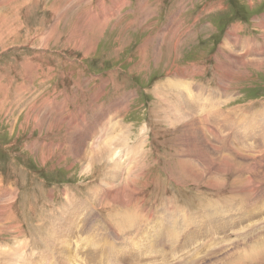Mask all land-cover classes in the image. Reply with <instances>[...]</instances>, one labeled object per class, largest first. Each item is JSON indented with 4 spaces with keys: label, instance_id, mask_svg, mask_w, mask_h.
<instances>
[{
    "label": "rangeland",
    "instance_id": "obj_1",
    "mask_svg": "<svg viewBox=\"0 0 264 264\" xmlns=\"http://www.w3.org/2000/svg\"><path fill=\"white\" fill-rule=\"evenodd\" d=\"M114 6L115 0H0V264L5 263L7 252L30 243L34 232H48L54 223L51 229L63 223V232H71L73 250L64 255L81 264H86L84 258L90 264H103L102 258L108 263L132 264L128 252L135 254L138 249L137 255L144 256L137 259L146 264H264V257L249 253L246 262L234 263L239 255L251 252L253 245L261 247L264 242V211L254 220L239 214L242 191L249 194L245 213L264 210V121L263 115H252L264 111V65L255 68L251 60L264 53L255 55L243 44L236 52L243 57L241 61H247L241 67L238 60L223 54L234 27L239 28L240 43L250 40L252 50L258 46L264 50V0H124L106 25L84 23L83 16L114 11ZM230 61L235 62L233 74L226 71ZM169 79L181 91L190 88L195 95L197 86L202 93H211L210 100L220 94L222 100L229 98L221 105L220 120L245 114L236 116L239 119L233 123L234 118L224 124L214 117L201 128L184 126L176 114L186 100L190 105L193 100L187 94L179 96L175 87L165 83L156 92L157 84ZM220 83L225 90L217 88ZM162 92L170 97L158 102ZM120 100L125 110L121 111V105L115 108ZM250 105L249 115L245 109ZM230 110L236 112L231 115ZM122 118L132 125V144L143 139L145 146L135 157L125 153L117 158L122 172H107L106 162L84 170L86 161L70 150L72 141L90 130L81 144L83 155L92 145L96 147V141L101 144L111 123ZM145 125L148 130L143 137ZM213 127L216 134L209 132ZM62 143L64 147H58ZM226 143L233 149L225 147ZM197 164L209 172L199 177ZM216 167L225 175L216 174ZM122 179L129 185L121 186ZM110 180L116 188L107 183ZM99 186L104 189L100 191ZM205 200L224 206V218L217 225L225 234L208 238L193 232L203 219L198 212ZM128 213H134L136 222L127 227L131 231L125 227L120 232L114 221L127 220ZM171 213L178 229L159 232L158 220ZM73 232L78 233L74 236ZM217 238L223 242L219 244ZM109 242L115 248L105 245ZM198 242L204 244L198 247ZM87 243L90 248L84 249ZM201 245L211 246L210 250L202 247L201 251ZM99 247L108 256L100 259ZM36 250L35 254L26 250L30 254L26 264L31 258L35 264L53 261V256L45 260L36 256L41 249ZM118 253L123 260L114 262Z\"/></svg>",
    "mask_w": 264,
    "mask_h": 264
},
{
    "label": "bare ground",
    "instance_id": "obj_2",
    "mask_svg": "<svg viewBox=\"0 0 264 264\" xmlns=\"http://www.w3.org/2000/svg\"><path fill=\"white\" fill-rule=\"evenodd\" d=\"M100 1L101 0H99V3H100ZM114 1V0H113ZM123 1L124 0H119V1H117V0H115V5H117L115 8H114V11H112V10H108V11H102L101 12V14L99 13L98 15L97 14H87V15H85V17L83 16V21H84V23H86V25H87V22L88 21H92V22H94L95 23V25L97 24V25H106V22H107V19H109L108 17L109 16H112V15H114V14H116V12L121 8V3H123ZM191 2V1H190ZM143 7H145V6H143ZM146 8V7H145ZM113 9V8H112ZM151 13V12H150ZM59 18V17H58ZM81 19V18H80ZM82 23V22H81ZM89 24V23H88ZM174 24V23H173ZM172 24V25H173ZM85 25V26H86ZM92 25V24H91ZM89 27V26H88ZM97 27V26H96ZM100 27V26H99ZM262 27H264L263 25H262ZM84 28V27H83ZM103 28V27H102ZM98 30V29H97ZM93 31V30H92ZM102 31V30H101ZM263 38H264V33H263V36H262ZM161 38V37H160ZM240 34H239V28H237V27H234L233 28V30H231L229 33H228V35H227V39H226V43H225V45H223V47H224V52H223V54L225 55V57L226 58H228V59H233L234 61H236L237 62V60L239 61V63H236V64H239V66L241 67V66H245V64H246V60H244V61H241V59L243 58L242 56H240L241 54H236V52L238 51L239 52V47H243V44H247L245 47H247L249 50H250V52H252V53H254L255 55H259V54H263L264 53V50L263 49H261V48H259V46L257 47V50H256V48H255V50L253 51L250 47V40H247V41H245V40H243V41H241V43H240ZM254 41V40H253ZM146 42V41H145ZM160 43V42H159ZM230 43H232V44H237V46L236 47H234V46H232V45H230ZM255 43V42H254ZM260 43V42H259ZM177 44V43H176ZM230 45V46H229ZM226 46H228V47H231V49L230 50H228L229 52H227V50H226ZM255 46V45H254ZM261 47V46H260ZM247 49V50H248ZM242 50V49H241ZM246 51V50H245ZM226 52L228 53V54H226ZM237 52V53H238ZM263 57H259V56H255L254 58L255 59H251V60H254V62H252V64H253V66L256 68H258V67H262L263 65H264V55H262ZM259 57V58H258ZM161 58V57H160ZM28 59V58H27ZM31 59L32 58H30V61H31ZM32 61H33V59H32ZM30 63V62H29ZM29 63H27V65L29 64ZM234 63L235 62H232V61H230V63L228 64L229 65V68H230V70H226L227 72L228 71H231L232 72V74L235 72L234 70H233V67H234ZM238 69H240V68H237L236 70H238ZM242 69V68H241ZM50 70H52V69H50ZM226 71H225V73H226ZM237 72V71H236ZM239 72V71H238ZM229 73V72H228ZM242 73V72H241ZM231 74V75H232ZM236 74V73H235ZM234 74V75H235ZM225 76H226V74H225ZM233 76V75H232ZM226 78V77H225ZM69 79V78H68ZM62 80H63V77H62ZM176 80V79H175ZM222 82V81H221ZM162 83H165L166 85H170V86H172V87H175L176 89H177V93L179 94V96L180 95H182V94H187V96H188V98L190 99V100H193V102H191V105L189 104V101L188 100H186L184 103L186 104V106L184 107V108H180L179 109V111L177 112V116H176V118L180 121V123L181 124H184V126L185 125H188V126H196L197 128H201V127H204L206 124H208V123H210L211 121V119L214 121V117H215V121L216 122H218L219 121V123H224L223 121H226V120H230L231 118H234V119H232L231 120V122L233 123V122H235V121H237L239 118H237V117H242L245 113V111L247 112V114H249V111L251 112V108L250 107H253V105L251 106H248L247 108L248 109H245V111H241V112H243L244 114L243 115H236V116H232V117H228V116H225V118L224 119H222V120H220L219 119V117H220V114H223L222 113V111L224 110L223 108H222V104H224V103H228L229 101H230V99L228 98V99H225V100H222L221 99V95L222 94H220V91L218 92V89L217 88H221L222 89V87L224 88V90H225V86L223 85H221V83H220V85L218 84H216L217 85V88L215 87V88H213V89H211L212 87H210V88H208V89H210V90H212V91H216V93H218V94H220V97H215L214 99H209V97L208 96H210V92L209 91H203V93L201 92V90H200V88L199 87H197L196 86V89H197V91H198V93H196L195 95L193 94V92L190 90V88H187V89H185L184 91H181V87H179V85H178V83L176 82V81H174V79H173V81L171 80V79H169V80H166L165 82H161V83H158L157 84V86H156V92H157V89L159 90V91H161L162 89V86H160V84H162ZM189 86V85H188ZM3 88V87H2ZM4 89V88H3ZM207 89V90H208ZM213 93V92H212ZM225 92L223 91V94H224ZM207 94V95H206ZM209 94V95H208ZM201 95L203 96V98H201ZM164 96V97H163ZM223 96H227V95H223ZM170 97V95L168 94V92H162L161 93V96H158L157 98H159V99H157L158 100V102H165V101H167L165 98H169ZM118 100V99H117ZM127 100V99H126ZM130 100V99H129ZM161 100V101H160ZM121 102L120 103H118V104H116V106H115V108L117 109V107H120V105H121V111L122 110H125L126 109V107L125 108H123V106H122V104H124V103H122L123 102V100H120ZM215 102V104L216 105H212L213 103ZM125 105V104H124ZM37 107V106H36ZM201 107H204V108H206V112L204 113V112H202L203 114H201V112H200V109H201ZM208 107H211L210 109H208ZM33 109V108H32ZM39 109V108H38ZM106 109V108H105ZM104 109V110H105ZM219 110V114H215L214 112H215V110ZM244 109V108H243ZM33 110H35V109H33ZM59 110V109H58ZM107 110V109H106ZM173 110H175V109H173ZM41 111V110H40ZM46 111V110H45ZM49 111V110H48ZM199 111V112H198ZM213 111V112H212ZM231 111V110H230ZM212 112V113H211ZM221 112V113H220ZM234 112H236V111H231V115L234 113ZM200 113V114H199ZM196 114H198V115H196ZM259 114H261V115H263V121H264V111H257V113L255 112L254 114H252L253 115V117H255V116H258ZM45 115V114H44ZM228 115V114H227ZM250 115V114H249ZM251 115V116H252ZM84 116V113L82 112L81 113V117H82V119H85V117H83ZM260 116V115H259ZM43 117H48V115H45V116H43ZM75 117V116H74ZM99 117H101V116H99ZM222 117V116H221ZM37 119V118H36ZM44 119V118H43ZM86 121V120H85ZM178 121V122H179ZM72 122H73V120H72ZM80 122H81V120H80ZM79 122V123H80ZM84 122V121H83ZM82 122V123H83ZM172 122V121H171ZM229 122V121H228ZM42 123H44L43 122V120H42ZM212 123V122H211ZM53 124H56V123H53ZM112 124V126H110L111 127V130L108 132V134H107V136L103 139V142L100 144V143H98L97 141L95 142V146L96 147H94L93 145L91 146V148L85 153V152H83V155H82V151L80 150L81 149V144L83 143V141H85L86 139H87V136H89V135H87V133H90L89 131V129L87 128L86 130H85V133L83 132V134H84V137H78L77 139H76V141H72V143L73 144H71V147H70V150H73L74 152H75V155H77L78 156V158H81L82 157V160H85L86 161V163H85V166H84V170H86V171H90L94 166H95V164L96 163H105L106 162V165H104V167H105V169H106V171L107 172H109V170H114L115 171V169H119V161H118V159L117 158H120L121 157V155H125V153L127 154V155H132L131 156V158L132 157H135V154L136 153H138V152H140L139 150H140V148H142L143 146H145L144 144H142L143 143V139H139V140H137L138 142H136L135 141V143L134 144H132V125H129V124H125V122H124V119L122 118V119H118L117 121H115L114 123H111ZM225 124V123H224ZM262 124V123H261ZM77 125V124H76ZM222 125V124H221ZM73 126V125H72ZM173 126V125H172ZM91 127V126H90ZM215 127V126H214ZM211 128L210 129V131L209 132H213V133H215V132H217V130L215 129V128ZM218 127V126H217ZM231 127V126H230ZM226 128V127H225ZM229 128V127H228ZM262 128V127H261ZM101 129H103V128H101ZM100 129V130H101ZM230 129V128H229ZM95 130V129H94ZM146 130H148L147 129V126L145 125V126H143L142 128H141V133H140V136H145V133H146ZM222 130V129H221ZM252 130V129H251ZM198 131V130H197ZM230 131V130H229ZM103 133V132H102ZM97 134V133H96ZM216 134V133H215ZM147 136H148V134H146ZM66 137H67V135H66ZM74 137V136H73ZM76 137V136H75ZM101 137V136H100ZM146 137V136H145ZM217 137V136H216ZM220 136L218 135V138H219ZM222 137V136H221ZM231 138H234V137H231ZM237 140V139H236ZM228 141V140H227ZM264 143V142H263ZM228 143H226L225 144V147H227L228 149H233L230 145H227ZM253 144V143H252ZM242 146H244L245 144H241ZM58 147H60V148H63L64 146H63V143L62 144H59L58 145ZM98 147V148H97ZM125 147V151H122L121 149H123ZM241 147V146H240ZM63 150V149H62ZM216 153H219L218 151H216L215 152V154ZM126 156V155H125ZM226 156V155H225ZM124 157V156H123ZM130 157L128 156V159H129ZM81 160V161H82ZM122 160H124V159H122ZM133 160V159H132ZM224 160V159H223ZM135 161V160H134ZM191 161L192 160H189V161H187V164L188 165H191L192 163H191ZM133 162V161H132ZM136 162V161H135ZM246 162V161H245ZM153 163V162H152ZM121 164V163H120ZM110 167V168H109ZM132 167V166H131ZM130 167V168H131ZM197 167H198V170H197V174H198V176L200 177V176H204V174L206 173V172H209V170L208 169H203L202 168V166L201 165H198L197 164ZM247 168V167H246ZM216 174H221V172H223V169H221V168H219V167H216ZM245 169V168H244ZM262 169V168H261ZM84 170H83V172H84ZM104 170V169H103ZM118 171H120V172H122L123 171V169H119ZM247 171V170H246ZM220 172V173H219ZM245 172V171H244ZM117 173H119V172H117ZM131 173V171L130 170H128L127 171V174H130ZM225 172H223V174H224ZM197 174H195V176L197 175ZM240 174V173H239ZM109 175V174H108ZM123 175V174H122ZM225 175V174H224ZM261 175V174H260ZM110 176V175H109ZM241 176V175H240ZM242 176H244V175H242ZM253 176V175H252ZM106 177V176H105ZM122 177V176H121ZM251 177V176H250ZM113 178V177H112ZM197 178V177H196ZM261 178H264V176H262ZM219 179V178H218ZM250 179V178H249ZM113 180H114V178H113ZM130 180V179H129ZM134 180V179H133ZM214 180V179H213ZM240 180V177L238 178V179H235L234 181L235 182H238ZM122 181H123V179H122ZM250 181H251V179H250ZM258 181H262V180H260V179H258ZM107 183L108 184H110L111 185V187H115V185H116V182H114V181H107ZM118 184V183H117ZM126 184V182H124L123 181V183H122V185L121 186H124ZM128 185H129V183H127ZM126 184V185H127ZM259 184V183H258ZM125 185V186H126ZM131 185V184H130ZM212 185V184H211ZM238 185V184H237ZM243 185V184H242ZM104 186V185H103ZM120 186V188L122 189L121 191H123V189L124 190H126L125 188H123V187H121ZM219 186V185H218ZM234 186V185H233ZM109 187V186H108ZM91 188V187H90ZM106 188H107V186H106ZM110 188V187H109ZM109 188H108V190H109ZM116 188V187H115ZM119 188V187H118ZM127 188V187H126ZM213 188V187H212ZM216 188V187H215ZM104 188L103 187H101V186H99V190L101 191V190H103ZM128 189H130V188H128ZM127 189V191H129V193L130 194H133V192L131 193L130 192V190H128ZM214 189V188H213ZM241 190V189H240ZM99 191V192H100ZM110 191V190H109ZM108 193V192H107ZM110 194H111V191L109 192ZM121 193V192H120ZM124 193V192H123ZM219 193V192H218ZM16 194V193H15ZM125 194V193H124ZM201 194V193H200ZM112 195V194H111ZM209 194H207V196H208ZM248 193L246 192V191H242V193H241V199H242V203H244L240 208L241 209H239V210H241L240 211V213H239V211H238V213L239 214H243V215H245L244 216V219H250V220H254L253 218L254 217H256V216H258V215H262V211H264V210H262V209H260L259 210V212L257 213H255V212H249V210H248V212L249 213H245V207H244V205H246V204H248V201H249V198H247L248 197ZM16 196H17V194H16ZM106 196V195H105ZM120 196H122V195H120ZM129 196V195H128ZM109 197H111V196H109ZM112 197L114 198L115 196H113L112 195ZM131 197H133V196H131ZM252 198V197H251ZM250 198V199H251ZM131 199V198H130ZM207 199V198H206ZM237 199V198H236ZM240 199V200H241ZM101 200V199H100ZM109 200V199H108ZM120 200V199H119ZM212 200V199H211ZM239 200V201H240ZM254 200V199H253ZM69 201V200H68ZM107 201V200H106ZM225 201V200H224ZM238 201V202H239ZM74 202V201H73ZM214 202H216V201H208V202H206V200L202 203V207L199 209V215L201 216V217H203V219H202V221L199 223V225L197 226V228H198V230H199V232H198V230L197 229H195L193 232L194 233H196L197 235H203V236H205V237H208L209 238V236H213V234H220V233H224L223 232V230H222V232H219V231H221V229H220V226H218L217 225V222H221L222 220H223V218L224 217H222V215H223V213H222V204L221 203H219V202H216V203H214ZM228 202V201H227ZM230 202V201H229ZM72 203V202H71ZM110 203V202H109ZM117 203V202H116ZM73 204H75V203H73ZM213 204H215L216 205V207L215 208H212L211 206L213 205ZM70 205H72V204H70ZM219 205H221L220 207H219ZM69 206V205H68ZM68 206H66V207H68ZM118 206V205H117ZM247 206V205H246ZM73 207H74V205H73ZM224 207V206H223ZM244 207V208H243ZM65 208V207H64ZM106 208V207H105ZM120 208V207H119ZM258 208H262V207H258ZM76 208H74V209H72L71 210V212H69L70 214L73 212V210H75ZM84 209H87V208H84ZM263 209H264V207H263ZM253 210V209H252ZM257 210V209H256ZM117 211V210H116ZM226 210H224V212H225ZM64 212H65V209H63V211H62V215L64 214ZM104 212V211H103ZM114 212V211H113ZM117 213V212H116ZM115 213V214H116ZM162 213V212H161ZM226 213V212H225ZM224 213V214H225ZM67 214V213H66ZM124 215H125V213H123ZM172 214L173 213H171L169 216H167V218H163V219H159L158 220V226H159V232L161 231V232H169L170 230H172V231H176L178 228V226H177V224H176V221L174 220V221H172L173 219H172ZM61 215V216H62ZM101 215V214H100ZM166 215V214H165ZM180 215V214H179ZM197 215V214H196ZM226 215V214H225ZM67 216V215H66ZM120 216L123 218V216L120 214ZM156 216V215H155ZM177 216V215H176ZM56 217V216H55ZM63 217V216H62ZM126 217H128L127 218V220H124V218L119 222V223H116V220L114 221V223L117 225H119L118 227H119V231L121 232V230H123L125 227V229H127V227H129L131 224H134L135 222H136V217H135V215H134V213H128L127 214V216ZM135 217V218H134ZM147 217V216H146ZM146 217H145V219H146ZM170 217H171V221H168V222H166V219H170ZM57 218V217H56ZM43 219V218H42ZM78 219V218H77ZM98 219V218H97ZM118 219V218H117ZM121 219V218H120ZM243 219V220H244ZM263 219V218H262ZM52 220V219H51ZM71 220V219H70ZM69 220V221H70ZM73 220V219H72ZM90 220V219H89ZM89 220H87V222H90ZM105 220V219H104ZM143 220V219H142ZM249 220V221H250ZM47 221V220H46ZM56 221V220H55ZM108 221V220H107ZM196 221H198V220H195V222ZM200 221V220H199ZM242 221V220H241ZM258 221V220H257ZM261 221V220H260ZM264 221V220H263ZM45 222V221H44ZM52 222H54V219L52 220ZM58 222V221H57ZM243 222V221H242ZM72 223V222H71ZM128 223V225L126 226V224ZM145 223V222H144ZM252 223V222H251ZM51 224V223H50ZM60 224V226L62 227V226H65L63 223H59ZM73 224V223H72ZM85 224H87V223H85ZM146 224H147V222H146ZM146 224H145V226H146ZM240 224V223H239ZM55 225H57V224H53V225H49V228H48V232H34L35 233V236H34V238L33 239H30V243L28 242V243H23L21 246L20 245H17V246H15V249H14V252H12V253H9V252H7V254L5 255V263L4 264H26L27 263V260H28V258H29V256H30V254H35V250L37 249V250H39V248L41 249V251H39L38 253H36V256H40L41 258H44V260H45V258H46V256L47 255H49L48 257L51 259V257L53 256V261H51L50 262V264H81L80 262H78V261H75V260H73L71 257H69V256H65L64 254L66 253L67 254V252H71V250H73L72 248H71V244L72 243H74V242H72L71 240V238L69 237V236H71V232H63V227L61 228V227H59L58 226V228H53V229H51L52 227H54ZM75 225V224H74ZM98 225V224H97ZM156 225V226H157ZM180 225H182V224H180ZM245 225V224H244ZM243 224L242 225H240V227H241V229H242V227L244 226ZM247 225H249L248 223H247ZM80 226V225H79ZM78 226V227H79ZM82 226V225H81ZM152 226V225H151ZM259 227H262L263 226V224H259L258 225ZM41 227V226H40ZM47 227V226H46ZM86 227V226H85ZM90 227V226H89ZM117 227V226H116ZM131 228V227H130ZM130 228H128V229H130ZM148 228V227H147ZM235 228H237V227H235ZM245 228V227H244ZM255 228V227H254ZM41 229V228H40ZM75 229V228H74ZM124 229V230H125ZM127 229V230H128ZM145 229V228H144ZM224 229V228H223ZM238 229H239V227H238ZM247 229V228H246ZM52 230L54 231V232H52ZM124 230H123V232H124ZM126 230V231H127ZM134 230H136V229H134ZM152 230V229H151ZM264 230V229H263ZM44 231H46V230H44ZM56 231V232H55ZM128 231H131V230H128ZM127 231V232H128ZM137 231V230H136ZM135 231V232H136ZM243 231H245V230H243ZM76 233H78V232H73V235L75 236V234ZM137 233H139V232H137ZM181 233V232H180ZM192 233V232H191ZM31 234V233H30ZM132 234V233H131ZM182 234H183V232H182ZM218 234V235H219ZM225 234V233H224ZM69 235V236H68ZM79 235V234H78ZM82 235V234H81ZM162 235L164 236V234L162 233ZM195 235V234H194ZM31 237H32V235H30ZM77 236V235H76ZM80 236V235H79ZM126 236V235H125ZM148 236V235H147ZM163 236H161L162 237V240H161V242H164L163 241ZM211 236V237H212ZM217 236V235H216ZM215 236V237H216ZM227 236V235H226ZM192 237V236H191ZM198 237V236H197ZM126 238V237H125ZM180 238V237H179ZM214 238V237H213ZM84 239V238H83ZM129 239V238H128ZM142 239V238H141ZM167 239V238H166ZM198 239V238H197ZM204 239H206L207 240V238H204ZM203 239V240H204ZM218 240H219V238H217ZM223 239V238H222ZM189 240H191V239H189ZM200 240V239H199ZM198 240V241H199ZM202 240V241H203ZM208 240H210V239H208ZM220 240H221V238H220ZM220 240H219V242H220ZM78 241V240H77ZM178 241V240H177ZM201 241V240H200ZM216 241V240H215ZM222 241V240H221ZM230 241V240H229ZM228 241V242H229ZM261 241V240H260ZM88 242V241H87ZM186 242V241H185ZM197 242V241H196ZM210 242V241H209ZM208 242V243H209ZM223 242V241H222ZM222 242H220L219 244H221ZM76 243V242H75ZM90 244H91V246H93V247H95L96 246V242H94V241H90L89 242ZM89 243H87V245L86 246H84L83 248L84 249H89L90 248V244ZM134 243V242H133ZM187 243V242H186ZM199 243V242H198ZM196 244L198 247H199V245H200V243L201 244H204V242L202 243V242H200L199 244ZM215 243V242H214ZM216 243H218V242H216ZM115 244V243H114ZM137 244V243H136ZM175 244V243H174ZM211 244V243H210ZM224 244V243H223ZM105 245H109L108 247H112V248H115L114 247V245H110V242H109V244H107V243H105ZM206 245V244H205ZM214 245V244H213ZM217 245V244H216ZM173 246V245H172ZM207 246H208V244H207ZM219 246V245H218ZM143 247V246H142ZM201 247V251H202V247H203V249H206L207 247H205V246H203V245H201L200 246ZM211 247V246H210ZM210 247H209V249L208 250H210ZM222 247V246H221ZM197 248V247H196ZM217 248V247H216ZM198 249V248H197ZM200 249V248H199ZM22 250V251H21ZM26 250H30L29 252H30V254H28V252H26ZM36 250V251H37ZM98 250H99V252L101 253L100 254V259H101V257H102V255H104V256H108L106 253H104V251L99 247L98 248ZM107 250V249H106ZM140 249H138V252L137 253H139L140 251H139ZM76 251V250H75ZM78 251H79V249H78ZM144 251H145V248H144ZM200 251V250H199ZM198 250H196V252H199ZM246 251V250H245ZM107 252V251H106ZM130 252V251H129ZM128 252V254H129V256L131 257V259H132V264H134L133 262H135V263H137V264H146V263H143L142 262V259H140V258H138L137 259V257H138V255H140V256H144V255H141V254H138L137 255V253H132V252H130L129 253ZM141 252H142V250H141ZM205 252V251H204ZM203 252V253H204ZM208 252V251H207ZM243 252V251H242ZM247 253H249L248 255L249 256H251V257H254V256H258L259 258L258 259H263V257H264V242L261 244V247H259V245H253V250L251 251V252H244L243 254H241V255H239L238 257H237V259H236V261L234 262V263H244V262H246L247 261V258H248V256H246V254ZM132 254H134V255H132ZM119 253L118 254H116V260L114 261V262H119V261H121V260H123V258H120L119 256ZM196 257L195 258H197V257H199V255L196 253ZM34 256V255H33ZM78 256V255H77ZM213 256V255H212ZM76 257V256H75ZM125 257H127V254L125 255ZM146 257V256H145ZM185 257V256H184ZM183 257V258H184ZM187 257V256H186ZM185 257V258H186ZM188 257H190V256H188ZM191 257H193L192 259H195L194 258V256L193 255H191ZM191 257L190 258H188V259H191ZM201 257V256H200ZM251 257H249V258H251ZM40 258V259H41ZM109 258V257H108ZM202 258V257H201ZM200 258V259H201ZM34 258H31L30 259V261H29V263L28 264H35L34 262H32V263H30L31 262V260H33ZM182 259V258H181ZM204 259V258H203ZM42 260V259H41ZM40 260V261H41ZM95 261H97L98 259H94ZM102 260V262L101 261H99V262H101V263H106V264H113V263H108V262H106L105 260H103V258L101 259ZM108 260V259H107ZM125 260V259H124ZM185 260V259H184ZM197 260H198V258H197ZM50 261V260H49ZM74 261V262H73ZM80 261V260H79ZM129 261V260H128ZM172 261V260H171ZM177 261V260H176ZM180 261H182V260H180ZM179 261V262H180ZM199 261V260H198ZM230 261V260H229ZM42 262H43V260H42ZM41 262V263H42ZM48 262V261H47ZM84 262H86V264H90L89 263V261H87L85 258H84ZM185 262V261H184ZM187 262H189L188 260H187ZM192 261H190L189 263H191ZM194 262V261H193ZM192 262V264H194ZM203 261H200V263H202ZM3 263V262H2ZM40 263V264H41ZM44 263V262H43ZM176 263V262H175ZM188 263V264H189ZM36 264H38V262L36 263ZM82 264H84V263H82ZM122 264V263H121ZM123 264H124V262H123ZM129 264H131V263H129ZM153 264V263H152ZM181 264H183V262H181ZM196 264V263H195ZM198 264V263H197Z\"/></svg>",
    "mask_w": 264,
    "mask_h": 264
}]
</instances>
